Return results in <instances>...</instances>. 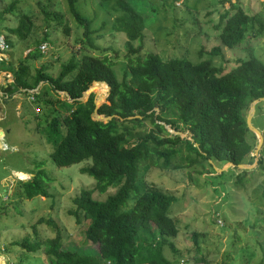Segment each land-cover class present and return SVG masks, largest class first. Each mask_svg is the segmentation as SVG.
I'll return each mask as SVG.
<instances>
[{
    "label": "trees",
    "instance_id": "obj_1",
    "mask_svg": "<svg viewBox=\"0 0 264 264\" xmlns=\"http://www.w3.org/2000/svg\"><path fill=\"white\" fill-rule=\"evenodd\" d=\"M76 1L69 0V10L83 27L86 44L94 46L91 42L92 19L77 9ZM98 1L110 4V8L119 12L114 16L112 26L127 36L125 43L129 55L121 80L116 76L115 62L107 54L83 52L80 58L72 55L61 63L57 75L49 73L47 65L36 67L31 73L23 60L17 67L9 65L6 68L11 69L13 78L0 84L2 90L11 94L19 88L28 91L43 81L39 90L31 92L38 107L53 101L42 96L49 93V88L69 93L72 109L60 112V116L52 106L50 109L49 130L54 137V147L49 155L58 167L83 164L80 171L95 179L93 188H82L71 198L73 205L67 212L82 226L83 242L97 247H64L60 229L50 216L39 217L31 224L36 235L34 240L24 237L12 243L28 252L42 250L46 264H171L164 249L168 245L176 251L171 237L177 234L178 227L169 214L176 196L153 186L144 189L139 181V169L168 167L172 157L182 152L178 143L181 140L186 144V165L201 159L220 163L232 161L235 166L253 162L254 155L250 154L257 137L247 126L246 114L250 102L264 96V61L252 55L220 72L211 58L192 62L185 57L163 58L158 53L134 54L142 46L144 16L141 11L150 7V2ZM222 1L230 3L233 12L226 9L220 13L218 37L221 44L235 47L250 30L255 34L262 33L264 21L259 15L249 14L235 0ZM12 4L13 1L9 9ZM29 13H19L18 25L7 27L19 39L27 37L33 30ZM255 21H258L257 31L253 29ZM64 29L69 30L67 25ZM5 38L10 45L11 39ZM133 41L138 44L134 46ZM40 42L39 39L34 50L30 49L32 58L40 56ZM219 51V45L211 50L212 53ZM27 54L25 58H29ZM2 61L0 58V63ZM98 82H106L109 93L99 101L98 118H95L94 94L90 93L86 101L78 97ZM106 88L104 83L98 84L97 93L104 94ZM55 102L60 108L71 106L59 99ZM260 102L255 104L256 110ZM108 115L113 116L103 120ZM146 120L152 124L148 130L142 129ZM166 125L175 130H187L191 139L169 132ZM262 157L263 154L258 163L262 162ZM42 163L38 162L37 167ZM247 171L242 169L241 175ZM49 180L45 169L39 167L32 178L19 179L22 185L19 196H49ZM110 187L113 191L104 198L94 196L95 191L104 193ZM132 194L134 201L130 206L127 200ZM43 222L56 230L54 236L44 240L37 236V224ZM201 259L195 258L196 261Z\"/></svg>",
    "mask_w": 264,
    "mask_h": 264
},
{
    "label": "rangeland",
    "instance_id": "obj_2",
    "mask_svg": "<svg viewBox=\"0 0 264 264\" xmlns=\"http://www.w3.org/2000/svg\"><path fill=\"white\" fill-rule=\"evenodd\" d=\"M148 1L150 7L141 11L144 16L142 46L134 54L158 53L163 58L185 57L192 62L211 58L220 72L252 55L264 61V29L259 34L250 30L235 47L221 44L218 37L220 13L226 9L233 12L230 3L222 0ZM235 1L246 12L259 15L264 21V0ZM75 4L83 15L92 19L91 42L94 46L86 44L83 27L69 10V0H0V34L11 39L3 52L11 55L13 67L23 60L31 73L36 67L47 65L46 70L53 75L58 74L61 63L72 55L80 58L83 52L107 54L115 62L114 70L121 80L127 69L129 49L125 33L112 26L113 18L119 12L98 0H77ZM25 11L30 12L33 30L27 37L19 39L7 27L17 26L18 14ZM65 25L69 28L67 32ZM257 27L258 21H255L253 29L257 31ZM38 38L41 40L38 46L40 56L32 58L29 51L34 50ZM42 43H45L44 48L40 46ZM133 44L136 46L138 41H133ZM216 45L220 46V51L212 53ZM26 54L29 58H25ZM43 83L40 82L30 92L18 91L22 92L19 97L8 96L3 107L5 117L0 119V127L4 131V135L0 131V264L47 263L42 250L28 252L19 244L12 243L24 237L34 240L36 235L31 224L39 217L54 219L64 247H97L83 242L82 226L67 212L73 205L71 198L82 188H93L95 179L80 171L83 164L58 167L49 155L54 147V137L49 130L51 106L60 116V112L73 108L72 99L64 91L49 88L47 92L50 94L42 96L53 101L38 107L31 92L39 90ZM97 91L94 87L80 100L86 101L90 93L97 97ZM106 92L107 88L104 94ZM55 99L71 106L60 108ZM251 121L263 136L257 153L254 148L250 154L254 155L253 162L246 163L252 166H227L219 171L216 168L225 163L210 159L186 165L184 154L187 149L185 141L181 140L178 143L182 152L172 157L168 167H140L139 181L144 189L153 186L176 196L169 208V214L178 227L177 234L171 237L176 251L168 245L164 249L171 264H264V100H261L258 110L255 108ZM151 127L152 124L146 120L142 129ZM166 128L171 133L178 131L169 125ZM182 132L186 139H191L187 130ZM261 154L262 162L258 163ZM40 161L43 163L39 167L45 169L50 178L47 186L50 195L19 196L18 190L22 189L19 179L32 178ZM242 169L248 170L243 176ZM111 191L112 187L104 193L95 191L94 196L102 199ZM133 201L134 194L128 198L127 205L131 206ZM37 228V236L42 240L56 233L45 222L38 223ZM196 257L202 259L196 261Z\"/></svg>",
    "mask_w": 264,
    "mask_h": 264
},
{
    "label": "water",
    "instance_id": "obj_3",
    "mask_svg": "<svg viewBox=\"0 0 264 264\" xmlns=\"http://www.w3.org/2000/svg\"><path fill=\"white\" fill-rule=\"evenodd\" d=\"M100 83H104L107 87V92L105 94H102V95H98L97 97H94V103L96 104L95 108H94V117L95 118H98V108H97V105L99 103V101L102 100V98L104 99L108 93H109V85L106 83V82H98V83H94L92 84L89 88H87L81 96L78 97V99H83L84 96L87 95V93H89L94 87H97L98 84ZM64 93L67 94L68 97H70L69 93L67 91L64 90ZM261 100H264V96H260L258 98H255L253 99L251 102H250V107H249V110L246 114V123H247V126L249 127V129H251L253 132H255L256 136L258 137V141H257V144H256V147H255V153H257V150L260 148L261 144H262V140H263V136H262V133L260 131V129H258L256 126L253 125L252 123V116H253V113L255 111V104ZM113 115H108L106 117H103V120H107V119H110ZM130 117V116H129ZM176 133H183L182 131L178 130V131H174ZM227 166H235V163L232 162V161H228L225 163V165H223L221 168H216L217 170L219 169V171H222L224 169V167H227ZM236 166H239V167H247V166H252L251 164L250 165H247L246 163H239L237 164ZM27 177H24V179H26Z\"/></svg>",
    "mask_w": 264,
    "mask_h": 264
},
{
    "label": "crops",
    "instance_id": "obj_4",
    "mask_svg": "<svg viewBox=\"0 0 264 264\" xmlns=\"http://www.w3.org/2000/svg\"><path fill=\"white\" fill-rule=\"evenodd\" d=\"M1 58H2V60L4 62L2 61V63H0V79H1L0 84L3 83L7 78H9V79H12L13 78L11 69H7L6 68L9 65L10 66L11 65L13 66L11 55L9 53L3 52ZM5 71H7V73H11V74H6ZM2 73H3V75H2ZM22 89H24V91H25V88H19V89H16L11 94H9V92H7L5 90H2L0 88V119H2V118L5 117V113L3 111V107H4V104H5L6 100H7L6 98L8 96H10V95H11L10 97H19V95H21L20 93H22V92H18V91H22ZM32 89H34V88H32ZM28 90H29L28 92H30L31 89H28ZM25 92H27V91H25ZM13 94H14V96H12ZM16 107H19V105H17ZM0 131H2L3 132V135H4V131H3V129H1V127H0Z\"/></svg>",
    "mask_w": 264,
    "mask_h": 264
},
{
    "label": "built area",
    "instance_id": "obj_5",
    "mask_svg": "<svg viewBox=\"0 0 264 264\" xmlns=\"http://www.w3.org/2000/svg\"><path fill=\"white\" fill-rule=\"evenodd\" d=\"M7 41L4 34H0V58L2 57L3 51L7 48ZM42 48H44L45 43H42L40 45Z\"/></svg>",
    "mask_w": 264,
    "mask_h": 264
}]
</instances>
